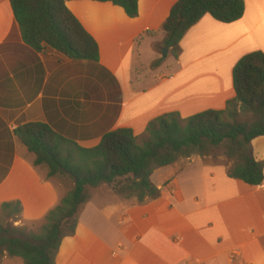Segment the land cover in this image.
<instances>
[{"label":"crops","instance_id":"obj_1","mask_svg":"<svg viewBox=\"0 0 264 264\" xmlns=\"http://www.w3.org/2000/svg\"><path fill=\"white\" fill-rule=\"evenodd\" d=\"M177 1L138 0L134 19L110 3L66 1L98 46L95 64L30 48L10 1L0 0V205L20 204L14 227H42L73 187L34 166L14 135L18 126L44 124L90 149L118 129L143 142L160 116L222 111L234 98L235 65L264 54V0H244L242 18L231 24L205 15L180 41L178 59L152 70ZM255 141L252 154L264 161V142L253 148ZM231 167L222 154L179 160L153 172L160 196L142 204L107 186L92 190L55 264H264V180L258 187L234 181Z\"/></svg>","mask_w":264,"mask_h":264},{"label":"trees","instance_id":"obj_2","mask_svg":"<svg viewBox=\"0 0 264 264\" xmlns=\"http://www.w3.org/2000/svg\"><path fill=\"white\" fill-rule=\"evenodd\" d=\"M9 1L22 40L30 48L37 52L49 48L71 61L99 62L96 42L65 6L66 1L80 0ZM90 1L110 3L129 19L137 17L138 0ZM243 14L244 0H178L161 28L159 52L165 48L177 60L180 41L205 15L231 24ZM164 61L153 62L151 69ZM232 85L234 98L224 110L205 111L187 119L177 113L160 116L147 125L141 145L129 129L109 132L97 146L85 149L47 125L18 126L14 135L34 155V166L45 167L48 178H65L73 187L46 215L37 233L14 227L21 213L18 202L0 205V257L19 258L24 264H55L62 241L76 234L78 214L92 190L107 186L116 196L135 199L138 204L155 200L160 193L152 185L151 175L182 159L221 153L232 163L230 179L260 186L264 161L254 157L251 143L264 137V54L254 52L241 58L233 68Z\"/></svg>","mask_w":264,"mask_h":264},{"label":"rangeland","instance_id":"obj_3","mask_svg":"<svg viewBox=\"0 0 264 264\" xmlns=\"http://www.w3.org/2000/svg\"><path fill=\"white\" fill-rule=\"evenodd\" d=\"M158 51V59H162V54H161V51L159 52ZM165 61L167 60V62H172V59L171 57L169 56V54H167L166 58L164 59ZM148 71V70H146ZM244 119V117L242 118V120ZM255 141V140H254ZM263 143L264 142V138L260 139L259 141H255L253 143V148H255V146L258 144V143ZM140 145L143 143V142H138ZM218 154H221V153H218ZM41 228V227H40ZM40 228H26L28 231H31L33 233H37L39 231ZM0 264H24L23 261L19 258H10V257H7L5 260H3L2 258H0Z\"/></svg>","mask_w":264,"mask_h":264},{"label":"water","instance_id":"obj_4","mask_svg":"<svg viewBox=\"0 0 264 264\" xmlns=\"http://www.w3.org/2000/svg\"><path fill=\"white\" fill-rule=\"evenodd\" d=\"M161 54H162V59H165L166 56H167V54H168V50L165 49V48H162V49H161Z\"/></svg>","mask_w":264,"mask_h":264}]
</instances>
